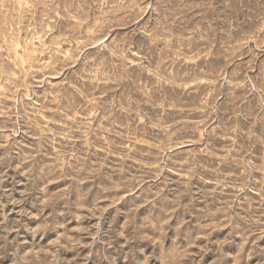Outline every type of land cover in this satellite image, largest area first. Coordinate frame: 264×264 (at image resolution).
Wrapping results in <instances>:
<instances>
[{"label": "rangeland", "instance_id": "obj_1", "mask_svg": "<svg viewBox=\"0 0 264 264\" xmlns=\"http://www.w3.org/2000/svg\"><path fill=\"white\" fill-rule=\"evenodd\" d=\"M0 264H264V0H0Z\"/></svg>", "mask_w": 264, "mask_h": 264}]
</instances>
